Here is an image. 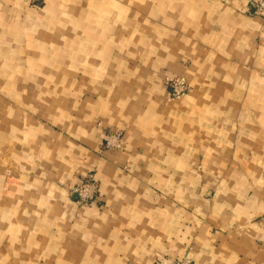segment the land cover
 Returning <instances> with one entry per match:
<instances>
[{
	"label": "crops",
	"instance_id": "0c3cea01",
	"mask_svg": "<svg viewBox=\"0 0 264 264\" xmlns=\"http://www.w3.org/2000/svg\"><path fill=\"white\" fill-rule=\"evenodd\" d=\"M184 257L264 264V20L249 0H0V264Z\"/></svg>",
	"mask_w": 264,
	"mask_h": 264
},
{
	"label": "built area",
	"instance_id": "2783aa9c",
	"mask_svg": "<svg viewBox=\"0 0 264 264\" xmlns=\"http://www.w3.org/2000/svg\"><path fill=\"white\" fill-rule=\"evenodd\" d=\"M249 13L258 15L264 20V0H250ZM164 80L169 97L172 99L182 98L189 91V84L183 75H167ZM101 145L103 149H122L121 132L114 130L107 131L103 135ZM68 190L77 197L78 203L91 204L97 197L99 187L92 177L89 176L70 186ZM157 262V264H192L187 257L181 259H164Z\"/></svg>",
	"mask_w": 264,
	"mask_h": 264
},
{
	"label": "rangeland",
	"instance_id": "374dc122",
	"mask_svg": "<svg viewBox=\"0 0 264 264\" xmlns=\"http://www.w3.org/2000/svg\"><path fill=\"white\" fill-rule=\"evenodd\" d=\"M250 1V0H249ZM104 135V134H103ZM101 143H102V140H101ZM101 148H102V145H101Z\"/></svg>",
	"mask_w": 264,
	"mask_h": 264
}]
</instances>
